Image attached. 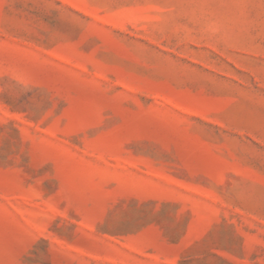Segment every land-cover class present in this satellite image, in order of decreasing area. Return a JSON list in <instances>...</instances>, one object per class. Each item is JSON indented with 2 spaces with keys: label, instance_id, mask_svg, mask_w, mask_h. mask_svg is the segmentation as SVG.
Returning a JSON list of instances; mask_svg holds the SVG:
<instances>
[{
  "label": "rangeland",
  "instance_id": "obj_1",
  "mask_svg": "<svg viewBox=\"0 0 264 264\" xmlns=\"http://www.w3.org/2000/svg\"><path fill=\"white\" fill-rule=\"evenodd\" d=\"M0 264H264V0H0Z\"/></svg>",
  "mask_w": 264,
  "mask_h": 264
}]
</instances>
